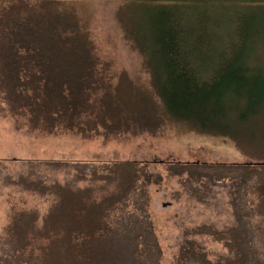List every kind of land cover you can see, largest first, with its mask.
Wrapping results in <instances>:
<instances>
[{
  "label": "trees",
  "instance_id": "obj_1",
  "mask_svg": "<svg viewBox=\"0 0 264 264\" xmlns=\"http://www.w3.org/2000/svg\"><path fill=\"white\" fill-rule=\"evenodd\" d=\"M125 1L145 9L144 35L130 34L144 56L149 86L137 85L125 74L114 79L68 15L46 11L21 18L14 11L4 17L10 23L0 31V97L8 112L24 118L31 130L89 139L158 134L178 126L255 142L242 129L245 123L259 124L264 113V72L251 58L264 52V0ZM249 5L259 15L244 18L241 35L240 11ZM232 8L227 24L238 28L236 37L203 41L207 21L214 29L219 25L208 15ZM252 21L258 42L249 56L243 45ZM260 139L264 142V134ZM22 162L24 169L12 177L2 175L0 161L3 184L48 205L43 214L38 209L13 213L7 255L15 264H160L148 186L160 184L163 177L148 170L149 162ZM163 165L169 176L185 175L181 185L199 202L213 187H226L233 214V224L223 229L212 224L185 228L176 264H264V162ZM41 168L72 175L63 182L48 180ZM199 235L220 242L227 254L208 258L193 238Z\"/></svg>",
  "mask_w": 264,
  "mask_h": 264
},
{
  "label": "rangeland",
  "instance_id": "obj_2",
  "mask_svg": "<svg viewBox=\"0 0 264 264\" xmlns=\"http://www.w3.org/2000/svg\"><path fill=\"white\" fill-rule=\"evenodd\" d=\"M144 10L128 4L125 0H0V31L7 22L4 17L14 11L20 12L21 18L27 17L31 12L66 14L77 22L92 41L97 58L108 65L114 79L125 74L135 84L149 86L150 75L144 65V56L130 34L135 33L138 37L144 35L147 24ZM230 10L233 8L228 11L214 9L213 14L208 15L219 25L214 29L209 26L212 22L207 21L205 32L202 33L203 41L208 43L211 38H216L221 40L218 43H222L236 35L238 28L236 30L234 26L227 24V20L232 17ZM258 15L259 9L255 5L242 8L239 26L241 35L245 32L242 28L244 18ZM198 16L199 19L203 17ZM248 30L243 50L252 56L258 42L254 21ZM257 52L259 53L251 58L256 69L262 73L264 52ZM25 121L22 117L11 115L0 97L2 175L16 176L24 169V160L95 163L135 160L149 162L148 170L162 175L160 184L148 186L149 213L162 250L160 264H176L178 247L185 228L212 224L217 229H223L233 224L226 187H213L204 202H199L181 185L180 181L185 175H167L164 162H264V142L260 141V136L264 134V113L260 116V126L254 122L245 123L242 129L244 135H252V141L255 142L251 143L199 134L178 126L165 127L158 134L125 133L109 139L101 136L89 139L70 132L45 133L31 130ZM41 172L48 180L57 179L60 182L70 179L72 175L63 170L46 168H41ZM84 184L79 183L80 186ZM47 205V201L6 186L0 179V264H15L7 255L11 247L7 230L11 226L13 213L23 209H38L43 214ZM193 238L204 247L210 259L227 254L223 245L209 236L199 235Z\"/></svg>",
  "mask_w": 264,
  "mask_h": 264
}]
</instances>
